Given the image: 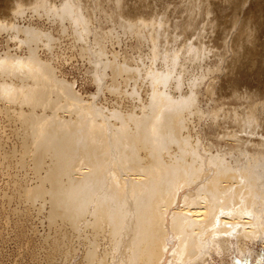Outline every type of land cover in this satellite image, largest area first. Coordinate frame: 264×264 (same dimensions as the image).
<instances>
[{"label":"bare ground","instance_id":"6f19581e","mask_svg":"<svg viewBox=\"0 0 264 264\" xmlns=\"http://www.w3.org/2000/svg\"><path fill=\"white\" fill-rule=\"evenodd\" d=\"M17 29L26 44L43 38ZM107 63L109 90L118 99L137 98L138 92L119 87L118 77L141 71ZM169 72L151 75L147 101L108 107L85 100L32 51L0 54V111L13 120L19 140L3 158L18 156L36 179L32 185L28 178L14 180L10 199L18 193L39 202L37 212L63 231L58 264H71L66 257L75 261L81 250L76 264H234L236 255L264 264V161L260 168L258 159L234 167L222 153L202 156L194 140L198 128L188 120L195 96L191 101L160 89Z\"/></svg>","mask_w":264,"mask_h":264},{"label":"rangeland","instance_id":"374dc122","mask_svg":"<svg viewBox=\"0 0 264 264\" xmlns=\"http://www.w3.org/2000/svg\"><path fill=\"white\" fill-rule=\"evenodd\" d=\"M17 28L43 38L26 44L25 32ZM98 45H104L102 53ZM31 51L85 100L101 106L147 101L153 93L151 75L171 71L169 82L159 88L176 98L196 99L188 120L198 128L194 140L202 156L222 153L234 167L253 166L258 159L260 168L264 161V0H0V54ZM107 61L141 71L138 77L126 72L118 77L123 91L140 97L125 96L123 102L109 90L113 71ZM13 123L0 111V264H49L62 255L63 231L37 212L39 202H26L18 193L10 199L14 180L36 181L33 168L22 169L18 156L3 158L19 142ZM79 252L81 260L84 251ZM78 257H66V263L76 264ZM249 262L236 255L234 264Z\"/></svg>","mask_w":264,"mask_h":264}]
</instances>
